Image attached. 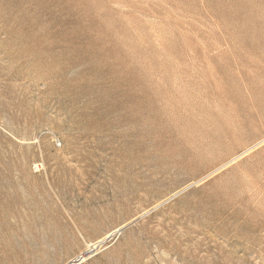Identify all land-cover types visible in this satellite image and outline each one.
I'll list each match as a JSON object with an SVG mask.
<instances>
[{"label": "rangeland", "instance_id": "1", "mask_svg": "<svg viewBox=\"0 0 264 264\" xmlns=\"http://www.w3.org/2000/svg\"><path fill=\"white\" fill-rule=\"evenodd\" d=\"M116 230L81 264H264V0H0V264Z\"/></svg>", "mask_w": 264, "mask_h": 264}, {"label": "built area", "instance_id": "2", "mask_svg": "<svg viewBox=\"0 0 264 264\" xmlns=\"http://www.w3.org/2000/svg\"><path fill=\"white\" fill-rule=\"evenodd\" d=\"M96 248L94 249H89L87 247V251L85 250L83 253L79 254L77 257L73 258V259H70L68 261H66L65 263L63 264H81L83 261L84 258H86L88 255H91V253L93 251H95Z\"/></svg>", "mask_w": 264, "mask_h": 264}, {"label": "bare ground", "instance_id": "3", "mask_svg": "<svg viewBox=\"0 0 264 264\" xmlns=\"http://www.w3.org/2000/svg\"><path fill=\"white\" fill-rule=\"evenodd\" d=\"M118 231L116 230V231H113V232H111V233H109L108 235H106L102 240H100V241H97V242H95V243H91V244H87V247L89 248V249H94V248H96L97 246V244L98 243H102V242H104V241H106L109 237H111V236H113L114 234H116ZM116 237V236H115ZM97 243V244H96ZM87 251V250H86ZM100 251V250H99ZM95 254V253H94ZM88 258H90V255H88L86 258H84L83 259V261H85V260H87Z\"/></svg>", "mask_w": 264, "mask_h": 264}]
</instances>
